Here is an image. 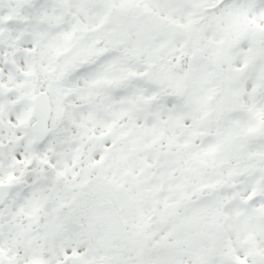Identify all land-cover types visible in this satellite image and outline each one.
<instances>
[{"label":"snow or ice","instance_id":"obj_1","mask_svg":"<svg viewBox=\"0 0 264 264\" xmlns=\"http://www.w3.org/2000/svg\"><path fill=\"white\" fill-rule=\"evenodd\" d=\"M0 264H264V0H0Z\"/></svg>","mask_w":264,"mask_h":264}]
</instances>
